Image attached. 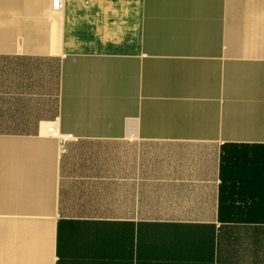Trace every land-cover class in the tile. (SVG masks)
Instances as JSON below:
<instances>
[{
  "label": "crops",
  "instance_id": "0c3cea01",
  "mask_svg": "<svg viewBox=\"0 0 264 264\" xmlns=\"http://www.w3.org/2000/svg\"><path fill=\"white\" fill-rule=\"evenodd\" d=\"M0 264H264V0H0Z\"/></svg>",
  "mask_w": 264,
  "mask_h": 264
},
{
  "label": "built area",
  "instance_id": "2783aa9c",
  "mask_svg": "<svg viewBox=\"0 0 264 264\" xmlns=\"http://www.w3.org/2000/svg\"><path fill=\"white\" fill-rule=\"evenodd\" d=\"M52 6L55 9L61 8L63 6V0H52ZM48 130L51 133V135L56 136V137H61L60 131L56 127L50 126V128H48ZM72 137H73L72 133H67L65 135V137H61V138L64 140V139H69Z\"/></svg>",
  "mask_w": 264,
  "mask_h": 264
},
{
  "label": "rangeland",
  "instance_id": "374dc122",
  "mask_svg": "<svg viewBox=\"0 0 264 264\" xmlns=\"http://www.w3.org/2000/svg\"><path fill=\"white\" fill-rule=\"evenodd\" d=\"M22 44V43H21ZM24 44H26V43H23V47H24ZM28 45V47H31V48H35V47H37V46H39V47H42L41 46V43H27Z\"/></svg>",
  "mask_w": 264,
  "mask_h": 264
}]
</instances>
